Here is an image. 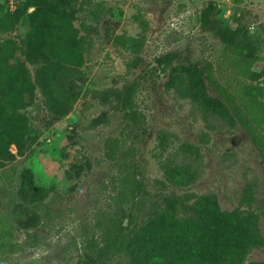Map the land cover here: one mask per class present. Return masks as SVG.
Segmentation results:
<instances>
[{
    "label": "rangeland",
    "instance_id": "obj_1",
    "mask_svg": "<svg viewBox=\"0 0 264 264\" xmlns=\"http://www.w3.org/2000/svg\"><path fill=\"white\" fill-rule=\"evenodd\" d=\"M52 3L76 29L80 65L27 62L40 49L25 20L33 7L14 20L0 0V48L33 85L23 107L0 88V115L22 134L20 153L0 145V222L12 227L0 264H126L97 241L109 218L143 231L152 217H198L207 205L256 214L261 243L244 263L264 260V0ZM236 32L249 38L246 56L227 46ZM165 54L161 70L154 59ZM130 172L139 191L125 202ZM26 179L38 193L30 202Z\"/></svg>",
    "mask_w": 264,
    "mask_h": 264
},
{
    "label": "trees",
    "instance_id": "obj_2",
    "mask_svg": "<svg viewBox=\"0 0 264 264\" xmlns=\"http://www.w3.org/2000/svg\"><path fill=\"white\" fill-rule=\"evenodd\" d=\"M53 0H22L15 5L12 17L17 19L28 7L32 10L25 14L29 32L40 38V49L27 54V62L32 54L42 56L51 67L61 63L80 65L82 56L76 38V29L72 26L68 13ZM2 24V30L10 27ZM246 41V42H245ZM227 46L239 56H246L251 50L249 38L245 34L232 33L226 40ZM0 88L6 90L5 97L16 100L21 107L33 100V85L23 63L9 64L12 49L6 44L0 48ZM168 62V55L154 59L155 65L163 70ZM151 66V65H150ZM53 67V68H54ZM154 68V66H153ZM137 82L133 81L125 89L122 106L129 113L134 111L132 96ZM131 100V101H130ZM127 112V113H128ZM14 117L0 115V145L7 152L10 144L20 153L22 134L14 124ZM119 196L122 201H130L138 193V181L134 174L125 173L120 177ZM24 200L32 201L37 190L26 179ZM12 215L17 220L26 218L22 208L15 207ZM130 219L129 216H124ZM8 225L0 222V244L10 242ZM104 255H120L124 252L126 264H264L262 261L245 262L248 252L260 245L261 238L257 231V216L237 209L221 210L215 205L202 206L198 217L171 219L160 215L149 219L145 230L130 228L123 218L114 215L101 229L98 240ZM96 242L93 241V246Z\"/></svg>",
    "mask_w": 264,
    "mask_h": 264
},
{
    "label": "built area",
    "instance_id": "obj_3",
    "mask_svg": "<svg viewBox=\"0 0 264 264\" xmlns=\"http://www.w3.org/2000/svg\"><path fill=\"white\" fill-rule=\"evenodd\" d=\"M6 1V6L7 8H9L10 10H14L15 8V2L16 0H5Z\"/></svg>",
    "mask_w": 264,
    "mask_h": 264
}]
</instances>
